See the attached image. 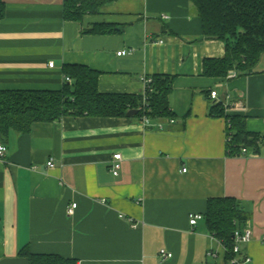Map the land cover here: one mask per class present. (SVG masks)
Instances as JSON below:
<instances>
[{
    "label": "crops",
    "instance_id": "crops-1",
    "mask_svg": "<svg viewBox=\"0 0 264 264\" xmlns=\"http://www.w3.org/2000/svg\"><path fill=\"white\" fill-rule=\"evenodd\" d=\"M3 1L0 92L62 91L66 65L99 72L105 94L142 95L145 77L176 79L174 123L66 116L6 140L0 129V264H29L25 248L77 264H225L226 248L206 220L189 221L218 198L236 199L247 216L252 237L240 261L264 264V55L247 76L206 77L204 61L226 49L204 36L189 0H105L82 22L65 20L66 0ZM96 25L114 33H85ZM219 104L223 117L213 112ZM228 117L262 137L249 147L255 155L228 154Z\"/></svg>",
    "mask_w": 264,
    "mask_h": 264
},
{
    "label": "trees",
    "instance_id": "trees-1",
    "mask_svg": "<svg viewBox=\"0 0 264 264\" xmlns=\"http://www.w3.org/2000/svg\"><path fill=\"white\" fill-rule=\"evenodd\" d=\"M202 21L204 36L221 41L225 56L206 59L203 74L210 78H227L234 71L238 76H247L259 64L264 55V0H189ZM105 0H66L64 18L82 22L87 15L96 14ZM6 16V6L0 0V24ZM85 33L106 35L114 33L106 25H96ZM66 79L62 91H16L0 92V129L4 140L12 133L24 135L37 123H52L66 116L126 118L137 111L134 118L149 117L151 120L173 119L169 97L176 77L157 75L151 77L150 94L146 104L142 95L105 94L99 91L100 73L84 65L64 66ZM214 114L225 116L219 104ZM228 154L240 156L243 148H259L262 137L249 133L243 121L228 117ZM252 138V139H250ZM210 233L226 248L225 264H234L239 254L235 232L244 231L247 216L234 198L211 199L204 215ZM29 264H77L57 255H36L27 248L20 252ZM240 261V259L238 258Z\"/></svg>",
    "mask_w": 264,
    "mask_h": 264
},
{
    "label": "built area",
    "instance_id": "built-area-1",
    "mask_svg": "<svg viewBox=\"0 0 264 264\" xmlns=\"http://www.w3.org/2000/svg\"><path fill=\"white\" fill-rule=\"evenodd\" d=\"M164 19L166 18V16L163 17ZM156 44H164V41L163 40H158L156 42H154ZM126 54H128L126 51H121L118 53V56H125ZM50 67H54V64L51 63L49 65ZM238 77V74L234 71L230 72L227 79H234V78H237ZM67 82H71V80L69 78L66 79ZM143 81V84H144V90H143V93H142V96H143V103L146 104L147 102V98H148V95L150 94V85L152 84L153 80L151 77H145L142 79ZM211 99L212 100H219L218 98V94L217 92L213 91L211 92ZM141 122L144 126H151V119L149 117H143L141 119ZM171 123H174L175 120L174 119H171L170 120ZM158 127L160 129H162V125L159 124ZM232 140V136L231 135H228L227 136V143L228 142H231ZM6 152H7V148L6 146L4 145H0V159L4 158L5 155H6ZM256 153L250 149V148H243L242 151H241V155L242 156H252V155H255ZM121 155L120 154H117L114 156L112 162H111V166H110V171L111 173L113 174V176L115 177H118L119 174H120V170H121ZM48 167L49 168H53L55 167V164L54 162L51 160L48 162ZM187 170L184 169L183 172H186ZM77 207H78V204L77 203H73L67 210V214L69 216H73L75 215V212L77 210ZM204 219V215L203 214H193L190 216V225L192 227H195L198 225L199 221L203 220ZM251 232L249 229H246L242 232L240 231H236L235 232V240H236V246L234 248V252L236 254H239L241 252V249H240V245L241 244H247L250 242L251 240ZM160 256L164 259V260H167V259H171L173 258V254L171 253H168L166 250H161L160 251ZM251 262V259L250 258H246L245 260L243 261H239L238 259H235L233 261L234 264H248Z\"/></svg>",
    "mask_w": 264,
    "mask_h": 264
},
{
    "label": "water",
    "instance_id": "water-1",
    "mask_svg": "<svg viewBox=\"0 0 264 264\" xmlns=\"http://www.w3.org/2000/svg\"><path fill=\"white\" fill-rule=\"evenodd\" d=\"M137 111H131L128 113V117H134L135 115H137Z\"/></svg>",
    "mask_w": 264,
    "mask_h": 264
}]
</instances>
